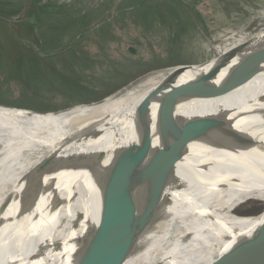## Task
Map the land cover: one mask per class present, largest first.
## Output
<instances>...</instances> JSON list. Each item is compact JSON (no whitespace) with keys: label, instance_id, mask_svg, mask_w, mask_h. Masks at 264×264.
I'll return each instance as SVG.
<instances>
[{"label":"bare ground","instance_id":"1","mask_svg":"<svg viewBox=\"0 0 264 264\" xmlns=\"http://www.w3.org/2000/svg\"><path fill=\"white\" fill-rule=\"evenodd\" d=\"M218 67L152 71L58 114L0 106V264H89L94 244L78 237L103 215L91 180L116 186L144 172L154 162L161 118ZM179 113L212 122L207 136L230 122L264 118V66L208 105L187 103ZM177 172L124 264H264V129L217 150L191 144ZM256 202L263 205L258 214H237ZM75 242L83 244V263Z\"/></svg>","mask_w":264,"mask_h":264},{"label":"rangeland","instance_id":"2","mask_svg":"<svg viewBox=\"0 0 264 264\" xmlns=\"http://www.w3.org/2000/svg\"><path fill=\"white\" fill-rule=\"evenodd\" d=\"M33 2L45 4L35 28ZM263 42L264 0H0V106L63 113L152 71L233 65Z\"/></svg>","mask_w":264,"mask_h":264},{"label":"water","instance_id":"3","mask_svg":"<svg viewBox=\"0 0 264 264\" xmlns=\"http://www.w3.org/2000/svg\"><path fill=\"white\" fill-rule=\"evenodd\" d=\"M185 66L187 65L169 68ZM226 66H221V71L213 73L194 86L183 95L176 106L167 110L160 121L162 136L154 162L144 172L130 174L116 186H112L107 179L100 183L98 207L103 215L91 233L90 241L94 248L89 264L125 263L144 232L149 217L167 191L175 185L178 165L183 163L189 145L200 144L217 150L227 139L248 130L264 129V118L252 122L237 120L228 123L213 136H207L209 131L206 126L212 122L200 124L199 115L179 113V109L187 103L196 104L197 107L208 105L259 74L264 66V42L235 64ZM93 103L96 102L81 105ZM75 245L80 248L81 255L84 254L80 263L85 262L83 244L75 242Z\"/></svg>","mask_w":264,"mask_h":264},{"label":"trees","instance_id":"4","mask_svg":"<svg viewBox=\"0 0 264 264\" xmlns=\"http://www.w3.org/2000/svg\"><path fill=\"white\" fill-rule=\"evenodd\" d=\"M21 2H23V0H21ZM37 5L40 6L39 8L44 9L42 7L45 6V4H43L41 2L36 4L35 2H33L32 6H31L32 10H29V12L27 13V22H29V23L33 22V24H34L33 28H35V26H38V22H39V17H38V13H37V9H38ZM22 6H23V3L21 5V7Z\"/></svg>","mask_w":264,"mask_h":264}]
</instances>
